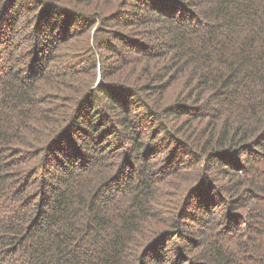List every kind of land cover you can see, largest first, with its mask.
Returning <instances> with one entry per match:
<instances>
[{
    "label": "trees",
    "instance_id": "obj_1",
    "mask_svg": "<svg viewBox=\"0 0 264 264\" xmlns=\"http://www.w3.org/2000/svg\"><path fill=\"white\" fill-rule=\"evenodd\" d=\"M0 264H264V0H0Z\"/></svg>",
    "mask_w": 264,
    "mask_h": 264
}]
</instances>
